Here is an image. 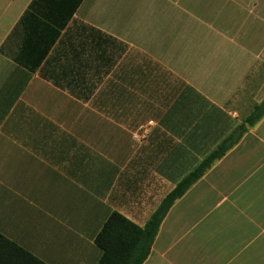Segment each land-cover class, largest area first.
<instances>
[{
    "label": "crops",
    "instance_id": "obj_1",
    "mask_svg": "<svg viewBox=\"0 0 264 264\" xmlns=\"http://www.w3.org/2000/svg\"><path fill=\"white\" fill-rule=\"evenodd\" d=\"M263 102L264 0H0V234L98 264L236 135L144 264H264Z\"/></svg>",
    "mask_w": 264,
    "mask_h": 264
},
{
    "label": "trees",
    "instance_id": "obj_2",
    "mask_svg": "<svg viewBox=\"0 0 264 264\" xmlns=\"http://www.w3.org/2000/svg\"><path fill=\"white\" fill-rule=\"evenodd\" d=\"M264 117V102L256 107L246 123L254 125ZM236 135L226 139L196 169L168 194L157 211L140 227L119 213H113L96 238L102 251L98 264H144L151 253L160 226L172 206L201 179L214 164L238 143ZM0 264H46L31 253L0 234Z\"/></svg>",
    "mask_w": 264,
    "mask_h": 264
}]
</instances>
